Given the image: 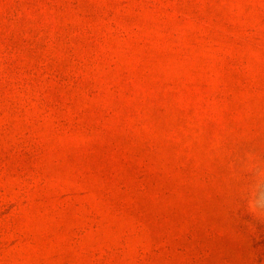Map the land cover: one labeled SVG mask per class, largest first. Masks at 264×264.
<instances>
[{"label":"rangeland","instance_id":"374dc122","mask_svg":"<svg viewBox=\"0 0 264 264\" xmlns=\"http://www.w3.org/2000/svg\"><path fill=\"white\" fill-rule=\"evenodd\" d=\"M0 264H264V0H0Z\"/></svg>","mask_w":264,"mask_h":264}]
</instances>
